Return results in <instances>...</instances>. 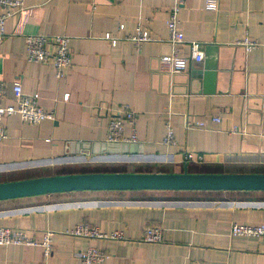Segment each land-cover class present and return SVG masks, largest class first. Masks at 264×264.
Wrapping results in <instances>:
<instances>
[{"label": "crops", "instance_id": "1", "mask_svg": "<svg viewBox=\"0 0 264 264\" xmlns=\"http://www.w3.org/2000/svg\"><path fill=\"white\" fill-rule=\"evenodd\" d=\"M18 1L23 10L5 21L0 40V79L7 85L8 103L13 83L19 82L53 118L39 125L18 116L4 119L0 183L43 176H33L35 172L121 171L112 162H134L141 165L136 171L143 172L264 173V0H219L216 12L205 9V0H183L179 55L188 66L178 74L159 66V58L173 50L165 22L174 0ZM138 29L151 41L136 45L124 40ZM29 35L69 38L72 67L62 79L55 78L51 62L26 61ZM245 36L260 46L246 52L236 44ZM191 43L199 45L202 62L191 61ZM208 45L218 48L217 70L214 79L204 81L197 73ZM122 106L136 115L135 144L143 153L82 154L79 145L105 142L108 117ZM197 121L204 126L186 127ZM166 123L173 128L172 145L162 142ZM124 133L129 136V125ZM186 153L201 155L202 161L186 160ZM116 192L155 191L70 192L0 201V227L24 231L36 242L53 233L50 255L41 247L0 246V264H81L77 254L89 247L107 253L100 264H264V235H230L233 223L264 225V192H196L174 202L107 194ZM222 193L238 197L208 200ZM203 194L208 198L199 197ZM80 223L105 234L122 231L125 239L70 236ZM154 226L162 228V242H143L144 229Z\"/></svg>", "mask_w": 264, "mask_h": 264}, {"label": "built area", "instance_id": "2", "mask_svg": "<svg viewBox=\"0 0 264 264\" xmlns=\"http://www.w3.org/2000/svg\"><path fill=\"white\" fill-rule=\"evenodd\" d=\"M175 5L171 9L169 16L165 22L169 33V43L173 50L168 55H163L159 58V66L161 70H167L171 74L182 73L188 66V59L179 55V45L184 43V36L178 30V12L182 6L183 0H174ZM205 9L210 12H216L219 9V0H205ZM23 10L22 2L18 0H0V40L4 35L5 21ZM123 26H119L122 30ZM105 38L116 43V39L106 35ZM124 40L131 41L136 45L151 41L148 33L138 29L134 35L127 36ZM69 38L64 35H29L25 38V59L28 63L46 64L51 62L54 69L56 79H62L66 72L72 67V55L69 47ZM246 52H250L260 46V44L245 36L242 40L237 41ZM191 61L202 62L203 53L199 51L197 43L190 44ZM11 103H8L7 85L0 79V143H3L6 138L4 127V119L9 116H18L24 123L30 125H39L47 119H52L53 115L50 112L41 108L36 99L25 94L19 82H14L11 87ZM100 112L101 109H98ZM108 114V110L105 111ZM108 117L106 143H137L135 131L136 115L128 107L122 106L117 113H110ZM214 122H219V118L212 119ZM130 126L129 136L125 135V127ZM204 126L202 121H197L195 124L186 123L187 128ZM165 145L175 143L173 128L171 124L166 123V134L162 140ZM186 160L201 162L202 156L193 153H186ZM70 236L87 238V239H103L109 241H122L125 239L122 231H113L105 234L99 231L98 228L89 226L86 223H80L69 233ZM232 237L258 238L264 235V225H246L233 223L230 228ZM53 233L46 232L41 242H36L32 237L28 236L24 231L8 229L0 227V246H21V247H41L46 256L51 253ZM145 243H160L163 240V231L160 227H146L143 231L142 239ZM77 257L81 264H100L103 263L108 255L104 251L89 247L86 250L80 251Z\"/></svg>", "mask_w": 264, "mask_h": 264}, {"label": "water", "instance_id": "3", "mask_svg": "<svg viewBox=\"0 0 264 264\" xmlns=\"http://www.w3.org/2000/svg\"><path fill=\"white\" fill-rule=\"evenodd\" d=\"M217 47L205 48L198 78L212 80L217 70ZM82 154L139 155L142 147L128 143L79 145ZM86 191L264 192V174L215 173H90L69 174L0 183V201Z\"/></svg>", "mask_w": 264, "mask_h": 264}, {"label": "rangeland", "instance_id": "4", "mask_svg": "<svg viewBox=\"0 0 264 264\" xmlns=\"http://www.w3.org/2000/svg\"><path fill=\"white\" fill-rule=\"evenodd\" d=\"M114 163L115 162H112V165L120 166L121 172H125V173H134L136 171V169L138 168V166H141V165L136 164L134 162H117L116 164H114ZM156 171H158V170H153V173H157ZM207 171H211V170L207 169ZM32 175L33 176L43 175L42 177L48 176L46 174H41V173H36V172L32 173ZM29 176H31V175H29ZM51 176H55V175H51ZM175 192L189 193V194H176V193H172V192H162V191L145 192V193H141V194L140 193L139 194H129V193L122 194L121 192L107 193V194L115 196L116 198H119L122 200H144V201H148V202L157 201V200H161L164 202H166V201L174 202V201L183 200V198H191V197H195L196 195H198V194H195L196 191H175ZM101 195H103V194H101ZM199 197L200 198L204 197L205 199L208 198V196L206 194H203L202 196H199ZM230 197H238V196L236 194H227V193L226 194H224V193L214 194L212 196H209L208 200H210V201H225L228 198L231 199ZM241 197H247V194H243Z\"/></svg>", "mask_w": 264, "mask_h": 264}, {"label": "trees", "instance_id": "5", "mask_svg": "<svg viewBox=\"0 0 264 264\" xmlns=\"http://www.w3.org/2000/svg\"><path fill=\"white\" fill-rule=\"evenodd\" d=\"M90 173H125V172H121V171H118V170H112V172H102L100 170H96V172H90ZM90 173H74V174H90ZM134 173H153V171L152 170L144 171V172L143 171H136ZM157 173H165V172H157ZM69 174H71V173L64 174V175H69ZM258 174H264V173H258Z\"/></svg>", "mask_w": 264, "mask_h": 264}]
</instances>
